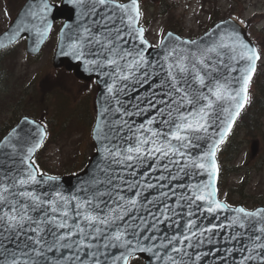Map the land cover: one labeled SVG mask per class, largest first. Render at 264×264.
Segmentation results:
<instances>
[{"label": "water", "instance_id": "95a60500", "mask_svg": "<svg viewBox=\"0 0 264 264\" xmlns=\"http://www.w3.org/2000/svg\"><path fill=\"white\" fill-rule=\"evenodd\" d=\"M137 2L139 6V1ZM45 3L49 6L46 11L43 10ZM118 4H131V0L125 3L112 0L105 5H100L97 0H63L61 6L52 4L49 0H27L9 28L0 34V49L27 35L28 51L37 54L49 37L55 19L65 18L54 65L74 70L78 77L85 80L95 77L98 82V118L94 130L98 153L81 174L55 177V180L49 181V175L38 173L32 158L37 150L35 145L41 144L45 136V130L39 123L24 119L1 141L0 189L5 186L9 189L3 195L12 200L13 194L17 192L32 191L43 199L50 200L59 192L70 198V203L67 218L62 217L60 212L55 214L57 222L64 219L69 225L66 228H58L54 223H42L40 228L43 231L38 234L29 230L37 226L35 223H26L23 229L15 230H6L0 225V264H11L14 258L20 264H24V261L28 264H94L91 257L93 252L101 264H113L115 257L121 253L126 255L125 248L118 244L115 247L111 244L105 247L109 242L103 237L93 239L90 235L85 237L84 246L79 244L81 237L76 232L75 225L79 223L86 231H90L83 217L75 214L77 202L85 200L92 203L81 208V212L87 210L104 218H111L113 215L123 217L100 227L108 237L118 228L126 233L125 239L131 240L133 245L139 240L140 246L151 248V252L137 251L133 254L146 257V264H172L167 259L168 256L177 264H241L249 255L257 258L245 261V264H264L259 259L264 255V250L254 248L255 243L264 244V233L260 231L264 228V215L245 217L235 211L244 208L243 206L229 207L221 201L228 207L208 213L206 202L192 203L190 199L192 185L209 181L208 174L192 167L190 161L200 157L208 150L209 144L219 139V132L223 127L220 121L224 119L222 109H232L230 101H218L214 104L209 114L208 133L192 134L191 146L180 149L185 153L183 157L169 155L165 158L157 154L138 162H129V166L128 163L114 162V157L110 155L117 149L123 153L129 144H134V134H138L137 129L141 125L167 133L169 126L162 121L170 119L169 111L172 113L171 119H175L177 108L187 114L206 103L201 101L195 105V109L191 105L182 104V93L174 90L172 79L168 75L170 64L173 66L171 71L177 78V88H184L190 94L199 91L208 95V88H215L217 82L231 89L240 86L239 69L245 67L247 62L232 60L231 57L236 53L230 47L222 46L232 44L229 34H238L245 43L257 50L256 46L246 29L229 18L217 23L209 32L196 39L182 38L170 31L160 45L154 47L145 38L144 31L143 39L147 43H142L139 39L136 29L144 30L139 26L141 14L129 26L127 14L115 6ZM48 24H51V28L45 31ZM85 29L88 31L85 32ZM74 44L79 46L76 54L70 48ZM114 45L124 52L132 53V56H126L123 60L115 57L120 73H117L115 66L106 64V59L113 58L109 49ZM213 48L215 51H210ZM141 51L147 63L141 64L139 69H132L129 79H120V75H128L126 64L134 57L138 59L136 53ZM80 53L83 55L77 59ZM201 60L204 61L203 64L200 63ZM91 61L97 63H90ZM181 64L187 71L180 72ZM196 74L204 76V86L195 79ZM110 85L113 87L112 92L108 91ZM150 119L153 120L151 125L148 124ZM29 148H34V151L29 153ZM254 149L256 150V146ZM30 164L37 172L39 182L18 185L16 181L21 177L26 178ZM217 178L218 172L212 181L218 200ZM73 197L77 199H71ZM131 200L136 201L134 206L128 203ZM113 208H117L116 213L111 212ZM259 209H264V206L245 211L256 212ZM6 210L7 206L0 205V214ZM28 214L33 221L41 220L45 215L50 219L53 215L48 205L43 210L30 211ZM234 218H238L236 223H233ZM189 221L194 222L191 227ZM241 223L244 227L240 226ZM69 232L75 234L66 235ZM61 235H66V239L59 240ZM38 236L42 239L39 245L34 243ZM174 236L175 240L172 239ZM258 236L261 237L260 240L256 239ZM184 237L188 239L184 240ZM181 240L184 242L180 243ZM66 244L72 247H64ZM87 244H92L93 247L89 249ZM173 248H181L183 251L176 253L172 251ZM34 249L42 254L38 255ZM250 249L254 250L250 252ZM197 256L200 257L199 260ZM116 264H123V261H117Z\"/></svg>", "mask_w": 264, "mask_h": 264}, {"label": "snow or ice", "instance_id": "6c2138e0", "mask_svg": "<svg viewBox=\"0 0 264 264\" xmlns=\"http://www.w3.org/2000/svg\"><path fill=\"white\" fill-rule=\"evenodd\" d=\"M100 5H105L106 3L112 2V0H97ZM117 8L121 9L124 13L127 14V22L129 26L136 22L140 15L139 6L137 0H131V4H118L115 5ZM48 4H44L43 10L46 11L48 9ZM134 14V15H133ZM51 28V24L47 25L45 31ZM88 29H85L87 32ZM136 31L139 33V39L142 43H147L143 39V29L137 28ZM131 34V33H129ZM171 35V34H169ZM229 37L232 38L231 45H222L223 47H230L231 51L236 53L231 57L232 60L236 61H246L247 64L245 67H241L240 71V78L238 80L239 88L231 89L227 85L220 84L219 82L216 83L215 88L209 87L208 88V95H204L197 91L196 93L190 94L184 88H177V78L172 73V65H169V72L168 75L172 79V86L175 91L182 93L180 100L182 104H187L193 106L195 109V105L201 103V101H206L203 103L201 107L195 109L193 111L188 112L187 114L180 111L179 108L176 109L177 117L175 119H171L172 113L169 111L168 115L170 117L169 120L162 121L163 124L169 126V130L167 133H161L159 131H154L153 128L148 127L144 128V125L140 126V129H137L138 134H134V144H129V146L124 150L122 153L119 149L115 152L110 153L114 157V162L120 164L128 163L129 166L131 164L129 162L133 161H141L145 158L153 157L159 154L160 157H168L169 155H179L181 157L185 156L184 152H181V148H188L191 146L192 140L191 136L195 133H208L210 124H209V114L213 110V106L218 101H230L233 108H223L222 112L224 114V119L220 121V124L223 125L219 132V139L214 140L208 146V150L204 152L200 157L196 159H192L190 161L192 167L205 171L209 176V181L207 183L195 184L192 185V197L191 202L196 203L197 201H204L207 203L208 207L206 211L208 213H214L217 210L224 209L228 207L227 205L221 203L219 200L216 199V189L213 186V179L218 172V165L216 162V153L219 149V145H221L228 133L231 131L232 125L237 116H239L240 111L243 109L245 104L249 100L248 90L249 85L252 80V75L256 70V61L260 58L259 53L255 48L250 47L247 43H245L238 34L231 33ZM119 39V36L117 37ZM222 40L224 37L221 38ZM78 45L70 46L73 54H76V50L78 49ZM239 50V51H237ZM210 51H215V49H210ZM109 52L112 54L113 58L106 59L107 65H112L116 67L117 73L121 72L120 66L118 61L115 57H119L120 60L125 59L126 56H132L131 52H124L123 49H119L117 46H113L109 49ZM123 53V54H121ZM83 53L77 55V59ZM135 57L131 60V62L126 64V67L129 69L128 75H120V79L127 80L132 75V69H139L141 64L147 63L145 60L143 52H137ZM90 63H97L96 61H91ZM201 64L204 63L203 60L200 61ZM179 70L181 73L187 71V68L181 64L179 65ZM236 69H233L235 71ZM195 79L199 81L200 85H205L204 76L196 74ZM109 92L113 91V87L110 85L108 88ZM214 97L215 99H212ZM234 109V110H233ZM162 114V113H161ZM148 124H153V120H148ZM142 130V131H141ZM148 133V135H145ZM41 134L43 135V129H41ZM200 139L199 136L196 137ZM175 141L176 143H172ZM41 145L37 143L35 148H39ZM34 151V148H29L28 152L31 153ZM107 151V150H106ZM47 179L49 181L55 180V177L48 176ZM37 179V172L32 169V165H29V171L27 172L26 178L21 177L16 181V183L20 186L28 185L29 183H38ZM15 186V185H13ZM151 187V185H149ZM9 189L7 186L0 189V205L7 206L8 210L3 211L0 214V225H3L6 230H15V229H23L26 223H35L37 226L35 228H30V231L40 233L43 229L40 228V224L42 223H54L58 228H66L69 225L65 222L64 219H60L58 221V217L55 215L57 212H60L61 216L67 218L69 216V208L68 205L70 203V198L63 196L61 193L57 192L55 197L47 200L43 199L41 196L37 195L35 192L32 191H21L13 194V199L9 200L5 195L4 192H8ZM16 197H20L21 199H16ZM123 199V197H119ZM71 199H77L73 197ZM92 202L90 200H85L83 202H77L76 204V211L75 214L77 216H82L83 220L90 231H86L85 227H82L79 223L75 225L76 232L80 234V241L79 244L81 246L85 245V237L92 236L93 239H98L103 237L109 243L105 244V247H108L109 244L112 246H117V244L121 247L125 248L126 255L121 253L120 256L115 257L113 264H116L117 261H123V264H130V257L137 251L141 252H151V248H145L140 246L139 240L136 241V244L133 245L131 240L125 239L126 233L121 231L117 228L116 231L112 233V236L108 237L103 233L102 228L100 225H110V223L114 222L117 219H122V216L113 215L111 218H104L101 215H94L91 212L85 210L81 212L80 209L84 208L85 205H90ZM130 205H135L136 201L131 200L128 201ZM49 206V211L53 214L49 219L47 215L44 218L38 221H33L32 216L28 213L30 211H38L43 210L44 206ZM98 207V205H97ZM238 214H243L245 217H255L264 215V209H259L256 212H246L244 208H238L235 210ZM112 213L117 212V208L111 209ZM238 218H234L233 223H236ZM193 221H189V227L193 225ZM241 227H244L243 223L240 224ZM213 227H216L215 225ZM222 227V225H221ZM261 233H264V228L260 229ZM93 233L95 235H93ZM75 233L69 232L66 235H74ZM66 235L59 236V240L66 239ZM173 240L176 239L174 236ZM188 237H184V240H187ZM257 240H260L261 237H257ZM42 239L38 238L34 240V243L39 245L41 244ZM184 241L181 240L180 243ZM171 243V241L169 242ZM64 247H72L70 244L63 245ZM87 248L91 249L93 247L92 244H87ZM254 248H259L264 250V244L255 243ZM254 249H250L251 252ZM38 255L42 254L39 250L34 249ZM173 252L179 253L182 252L183 249L181 248H173ZM91 257L94 261V264H101L100 259L96 257V253H91ZM257 257L249 255L245 257L244 261H241V264H245V261L254 260ZM168 260L172 261V264H177L175 260L171 256L167 257ZM200 257L197 256V260ZM261 261H264V255L259 257ZM11 264H20L18 260L15 258L11 261ZM24 264H28L27 261H24Z\"/></svg>", "mask_w": 264, "mask_h": 264}, {"label": "rangeland", "instance_id": "374dc122", "mask_svg": "<svg viewBox=\"0 0 264 264\" xmlns=\"http://www.w3.org/2000/svg\"><path fill=\"white\" fill-rule=\"evenodd\" d=\"M16 2L17 0H9L12 6ZM150 2L153 3V0H150ZM167 2H172L173 6L170 12L163 13V15L158 14L156 10V8H159L160 1H154L153 4L145 3V7L147 4H149V7H146L147 12L143 24L147 27V36L155 44L165 34L167 27L179 28L180 33L184 36L192 37L193 35L201 34L204 31L203 27L211 19L210 12L215 9L220 15L233 11L237 16H241L244 22L247 19H253L252 23H256L255 35L259 36L260 39L264 38V0H206L204 2L200 0H167ZM213 2L214 6L212 7ZM154 5H156V8ZM11 12L12 7L10 5L7 6L4 0H0V27H7L11 19ZM182 14L185 15V18L181 20L180 16ZM56 43L57 37L53 34L42 52L37 56H31L26 52V42L21 41L15 47L17 49L13 51L16 57L14 59L10 57L6 62L9 68H0V81L2 84V87L0 86V126L5 127V121L10 120L12 114L15 115L16 111H12L13 108L17 107L13 104L14 100L30 98V93H32V99L42 102L43 106H45L48 100L53 103V98L47 99L44 93L45 87H48V85L54 86L57 81L63 86L65 84L69 93V101L67 97L64 98L59 95L54 102L63 120H66L69 115L70 120L76 122L73 124V131L67 132L64 137L51 144L42 156L52 170L59 173L62 169V163H65L63 161H66L65 159L68 156L74 155L77 146L87 141V131L81 121L86 128H90L91 132V125L95 118L97 86L93 82L78 80L72 73L67 74L64 69H58L53 66L52 59ZM2 59H0V64ZM259 66L264 69V56ZM53 82L55 83L53 84ZM65 93L67 92L65 91ZM79 118H82V120ZM247 145L248 147L246 148ZM263 146L264 142L262 141L259 154L246 162L247 167L250 166L251 168L245 187V200L248 203V208L254 207L253 204L256 201L264 203ZM61 147L63 150H61ZM242 149L241 154L238 156L240 158L236 160L240 165L245 162L244 155L250 152V143H247V139H244ZM243 173L241 171L230 175L225 182L227 185L226 190L231 189L230 186L232 184L233 186H239L237 184L240 183L244 176ZM248 194H252L250 195L251 197ZM255 195H259V199H254ZM241 197L236 196V198Z\"/></svg>", "mask_w": 264, "mask_h": 264}, {"label": "trees", "instance_id": "16d2710c", "mask_svg": "<svg viewBox=\"0 0 264 264\" xmlns=\"http://www.w3.org/2000/svg\"><path fill=\"white\" fill-rule=\"evenodd\" d=\"M12 55H14V57H15V54L9 53V50L0 52V59L3 58L1 61V64H0V68H9L7 66L6 62L10 57L13 58ZM3 65H5L6 67ZM256 82H257V80H256ZM256 88L258 90H255L254 93L252 94L251 105L249 106L250 109L248 110V112L244 115V117L241 120V124H243L247 127L249 133H252V129H254L253 125L258 121L259 116H261L262 112L264 111V92H262V90L264 91V85L260 88V86L256 84ZM260 89H262V90H260ZM64 129H65V127L63 126L60 131H63ZM255 129H256V127H255ZM260 131L261 130L259 128L258 133ZM254 133H256V130H254ZM247 135L251 136L248 133H247ZM56 136H57L56 134L52 135L49 138V141L52 139H55ZM237 147H238L237 144L234 143V141L230 140L223 146L220 153H222V156L224 158H231V151L229 149H231L233 151V150L237 149ZM41 152L39 153L40 156L37 157L36 162L38 163V165L42 169H47L48 164L42 161ZM87 160H88V155H87L86 151H84L82 148H80L79 152H77L75 154V156L70 158L69 162H66L63 164L64 173H66V172L68 173L70 171H75V170L80 169L83 165L86 164ZM223 170H227V168L224 167ZM227 198L230 200L229 202H231V201H232V203L235 202L233 197L228 196Z\"/></svg>", "mask_w": 264, "mask_h": 264}]
</instances>
